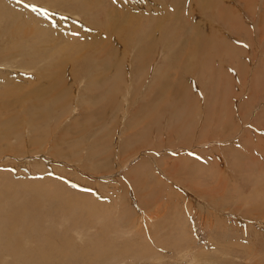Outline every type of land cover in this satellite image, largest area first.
Masks as SVG:
<instances>
[{
	"label": "rangeland",
	"instance_id": "1",
	"mask_svg": "<svg viewBox=\"0 0 264 264\" xmlns=\"http://www.w3.org/2000/svg\"><path fill=\"white\" fill-rule=\"evenodd\" d=\"M0 172V264H264V0H0Z\"/></svg>",
	"mask_w": 264,
	"mask_h": 264
},
{
	"label": "bare ground",
	"instance_id": "2",
	"mask_svg": "<svg viewBox=\"0 0 264 264\" xmlns=\"http://www.w3.org/2000/svg\"><path fill=\"white\" fill-rule=\"evenodd\" d=\"M3 6V5H2ZM6 9V8H5ZM15 13V12H14ZM29 24V23H28ZM35 30V29H34ZM34 30H32V32H33V34L32 35H34L35 33L36 34H38L37 32H35L34 33ZM36 35H34V37H35ZM40 37V36H39ZM43 36H41L40 37V39L42 38ZM52 82V81H51ZM57 88V87H56ZM48 90H49V88H48ZM57 90V89H56ZM182 92H184V91H182ZM34 96H33V94H30L29 93V95H28V97L27 98H33ZM35 98V97H34ZM37 100V99H36ZM14 131H16V130H14ZM4 134V133H3ZM45 137H47V136H45ZM45 137H44V140H45ZM38 139H40V137L38 138ZM30 140V142L32 143V144H34V142H40L39 140H32L31 138L29 139ZM42 141H43V139H42ZM48 141V140H47ZM46 141V142H47ZM43 143V142H42ZM42 143H38V144H42ZM18 144V143H17ZM37 144V143H36ZM192 144V143H191ZM46 145V144H45ZM50 145V144H49ZM48 146V145H47ZM47 148V147H46ZM9 149V148H8ZM151 149V148H150ZM168 149H170V147L168 148ZM31 150V149H30ZM154 150H156V149H151L150 151H151V153H153L154 152ZM171 150H175V149H172L171 148ZM156 151H158V150H156ZM177 151V150H176ZM257 168H259L258 166H257ZM243 172H241V174H242ZM250 175H252V174H250ZM257 175V174H256ZM261 175V174H260ZM10 178H12L11 177V175L10 174H8V173H2V172H0V185H15V183H14V181H12ZM260 178H261V176H260ZM259 179V178H258ZM36 183H38V182H36ZM39 183L41 184V185H43L42 184V181L40 180L39 181ZM51 183V182H50ZM52 184V183H51ZM23 185H32V184H30V183H23ZM34 185H36V184H34ZM61 189V188H60ZM49 190V189H48ZM59 190V189H58ZM64 190V189H63ZM50 192V191H49ZM57 193V192H56ZM57 195L59 196V195H62L61 193H57ZM57 195H55V196H57ZM75 195V194H74ZM77 196V195H76ZM82 197H88V196H85V195H83ZM89 198V197H88ZM82 200H83V202H72L71 200H67L65 203L66 204H69V205H75V206H77L78 208L79 207H81V208H83V209H85V208H87V207H90V206H92L93 204H91L90 203V201L91 200H88V199H84V198H82ZM27 207V205L26 206H24L23 207V209H25ZM183 235H182V239L183 238H186L187 236H186V234L188 233V232H186L185 233V231H187V227H184L183 228ZM65 240V239H64ZM70 240V239H69ZM64 242V244H65V242L66 241H63ZM62 242V243H63ZM44 243H46V242H44ZM63 244V245H64ZM98 246L101 248V247H103L102 245H100V244H98ZM99 248V249H100ZM103 248H105V247H103ZM99 249H96V250H99ZM93 251V250H92ZM95 251V250H94ZM108 252L109 253H111V251H109L108 250ZM201 254L203 255V256H205V255H207L208 253L206 252V249L204 250V252H201ZM111 255V254H110Z\"/></svg>",
	"mask_w": 264,
	"mask_h": 264
},
{
	"label": "snow or ice",
	"instance_id": "3",
	"mask_svg": "<svg viewBox=\"0 0 264 264\" xmlns=\"http://www.w3.org/2000/svg\"><path fill=\"white\" fill-rule=\"evenodd\" d=\"M26 7H31L30 5H26ZM33 11H36V9L33 7ZM43 14V13H42Z\"/></svg>",
	"mask_w": 264,
	"mask_h": 264
}]
</instances>
